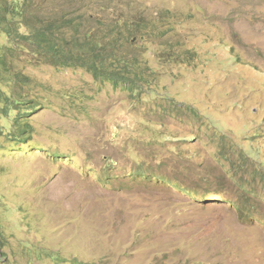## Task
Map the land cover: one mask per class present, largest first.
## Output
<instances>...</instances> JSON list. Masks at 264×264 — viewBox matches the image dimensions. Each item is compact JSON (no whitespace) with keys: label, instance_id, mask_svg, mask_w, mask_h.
Masks as SVG:
<instances>
[{"label":"rangeland","instance_id":"374dc122","mask_svg":"<svg viewBox=\"0 0 264 264\" xmlns=\"http://www.w3.org/2000/svg\"><path fill=\"white\" fill-rule=\"evenodd\" d=\"M45 4L145 17L152 36L130 41L154 79L132 92L16 60L41 107L26 140L0 135V264H264V189L230 171L240 149L245 180L264 168V0ZM240 195L251 218L231 204Z\"/></svg>","mask_w":264,"mask_h":264},{"label":"trees","instance_id":"16d2710c","mask_svg":"<svg viewBox=\"0 0 264 264\" xmlns=\"http://www.w3.org/2000/svg\"><path fill=\"white\" fill-rule=\"evenodd\" d=\"M65 5L50 6L45 0H0V135L11 142L27 139L31 131L27 116L41 107L31 97L37 84L16 66L17 59L27 64L83 68L97 80L109 81L114 87L132 92L150 86L154 79L143 46L130 41L135 35L146 41L152 36L153 27L145 17L135 19L129 12L112 14L117 4H92L90 7L97 10L95 14L82 11L85 8L80 4ZM187 109L196 113L193 107ZM2 119L8 121V126L1 123ZM219 155L228 160L222 147ZM250 159L240 149L230 161L231 177L239 188L244 189L245 183L252 186L259 183L264 189V168H252L249 181L238 173L241 169L244 172ZM137 173L143 178L159 177L152 169L149 173L148 170ZM173 184L184 187L179 181ZM184 190L196 194L194 190ZM245 193L251 195L255 191L251 187ZM231 204L245 213V219L251 218L253 206L244 202L242 195Z\"/></svg>","mask_w":264,"mask_h":264},{"label":"clouds","instance_id":"9594fccd","mask_svg":"<svg viewBox=\"0 0 264 264\" xmlns=\"http://www.w3.org/2000/svg\"><path fill=\"white\" fill-rule=\"evenodd\" d=\"M193 194V193H192Z\"/></svg>","mask_w":264,"mask_h":264}]
</instances>
